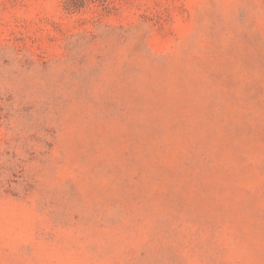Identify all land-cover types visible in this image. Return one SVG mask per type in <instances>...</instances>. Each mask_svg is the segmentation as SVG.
<instances>
[{
  "label": "rangeland",
  "instance_id": "obj_1",
  "mask_svg": "<svg viewBox=\"0 0 264 264\" xmlns=\"http://www.w3.org/2000/svg\"><path fill=\"white\" fill-rule=\"evenodd\" d=\"M0 264H264V0H0Z\"/></svg>",
  "mask_w": 264,
  "mask_h": 264
}]
</instances>
